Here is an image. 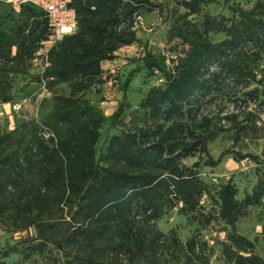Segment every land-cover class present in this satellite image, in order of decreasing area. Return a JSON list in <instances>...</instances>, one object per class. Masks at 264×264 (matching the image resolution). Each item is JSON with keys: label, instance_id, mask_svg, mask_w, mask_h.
Listing matches in <instances>:
<instances>
[{"label": "trees", "instance_id": "16d2710c", "mask_svg": "<svg viewBox=\"0 0 264 264\" xmlns=\"http://www.w3.org/2000/svg\"><path fill=\"white\" fill-rule=\"evenodd\" d=\"M168 2L160 18L159 26L167 31L160 52L155 55L147 49L142 55L146 75L159 72L162 84L148 87L141 97V123L119 124L124 104L118 106L111 121L119 131L98 152L107 117L82 94L106 82L102 62L115 60L121 47L138 43L133 21L154 5L150 0H71L77 30L51 48L50 65L42 74L44 79L67 82L68 93L55 97V105L40 123L25 122L0 133V222L16 224L15 230L34 226L36 231L7 245L3 257L25 244L31 252H43L44 234L52 228L48 220L65 205H76L74 215L79 219L66 243L82 252L65 251L68 257L57 264H135V258L162 236L149 240L139 222L158 220L164 209L179 207L202 228L218 219L235 230L249 207L264 202V159L233 149L214 159L207 149L208 140L224 131L226 123L234 130L233 143L249 128L255 130L248 124L252 113L247 111L242 120L238 112L224 114L213 128L212 118L202 114L206 104L225 96V87H230L228 97L236 106L264 104V89H259L264 80L254 71L264 59V0H255L247 9L232 6L231 16L203 12L217 0ZM0 3L19 15L12 34L0 30V62L15 63L41 80L31 60L51 33L45 12L31 4L15 12L4 0ZM178 8L183 10L179 15ZM194 15H201L198 23ZM213 35L223 37L213 40ZM251 82L256 85L239 95V87L247 88ZM3 88L0 79V103H8L13 96ZM227 154L254 159L262 165V176L241 199L238 188L227 180L216 191L217 214L203 213L201 200L212 195L199 175L200 160L215 167ZM195 155L198 159L192 165L184 164L183 159ZM256 240L236 235L231 244L223 245L225 261L264 264V254L252 251ZM170 241L179 246L176 237ZM205 243L192 236L185 247L195 253Z\"/></svg>", "mask_w": 264, "mask_h": 264}, {"label": "rangeland", "instance_id": "374dc122", "mask_svg": "<svg viewBox=\"0 0 264 264\" xmlns=\"http://www.w3.org/2000/svg\"><path fill=\"white\" fill-rule=\"evenodd\" d=\"M150 1L154 5L153 8L141 11L142 21L135 30L139 39L138 43L118 49L116 61L105 66L106 82L100 86H92L89 91L82 94L83 99L98 107L107 117L100 129L98 152L103 151L109 137L119 131L111 121V115L118 106L121 103L124 104L119 124L133 127L135 123H141L142 111L138 109V103L145 91L152 85L162 84L159 72L151 77L146 75L147 72L142 67V55L147 49L155 55L160 52L165 36H167L165 28L159 26L162 24L160 18L163 17L164 9L169 2L168 0ZM254 2L255 0H217V4L204 6L203 12L215 16H231L230 7L238 6L247 9ZM160 5L163 8L159 9ZM182 11L178 8L177 15ZM157 13L160 15L157 16ZM18 18L17 13H13L7 5L0 3V30L12 34L13 22ZM192 19L198 23L201 15H194ZM222 37V35H213L212 39L219 40ZM12 52H15V48ZM254 71L256 78L262 77L264 80V59L254 66ZM0 79L3 90L13 96L10 102L0 103V133L11 131L21 123H40L55 105V97L67 94L69 91L67 82L45 78L43 84L28 69L24 70L15 63L3 65L0 62ZM126 79H128L127 83H125ZM255 85L251 82L247 88L239 87L238 94L240 95L241 91L251 89ZM259 89L264 88L260 86ZM224 90L225 96L203 107L202 114L212 118L210 127H216L224 114L238 112L239 119L242 120L245 113L250 111L252 117L248 124L255 125L256 129L249 128L246 134L241 135L238 142L233 143L234 130L226 123L224 131L208 140L209 154L215 159L223 150L233 149L264 159V104L250 103L244 108L236 106L232 102V97H228L232 92L230 87H225ZM24 99L26 101L21 104L20 109H15L14 104ZM197 159L195 155L183 159V162L190 166ZM204 161L205 158L200 160L198 172L204 184L210 189L212 197L203 196L201 200L203 213L217 214L216 191L227 180L230 179L238 188V198L241 199L244 194L251 191L257 179L262 176V165L252 158L238 160L232 154H227L215 167L204 165ZM75 210L76 205H65L63 209L56 211L53 219L48 220L52 228L47 229L44 234L46 249L43 252H31L27 248L28 244H25L15 246L8 256L3 257L1 251L7 245H13L19 240L34 236L36 231L34 226L24 230H15L16 224L0 222V261H5L6 264H57L68 257L65 251L81 253L82 249L66 243V238L78 225L79 219L74 215ZM139 225H142L149 240L159 233L162 236L156 245H148L147 250L135 258V264H229L225 261L222 248L225 243L231 244L236 235H242L249 240L256 238L252 251L260 256L264 254V202L260 206L249 207L246 214L237 222L235 230L218 219H214L208 226L202 228L189 213L179 212V207L164 209L163 215L158 220L151 221L149 224L140 221ZM173 236L178 239L179 246L171 243L170 239ZM192 236L199 241H206L202 244V249L196 250L195 253L189 252L185 247L186 242ZM39 240H35L34 243ZM61 246L64 248L62 249Z\"/></svg>", "mask_w": 264, "mask_h": 264}, {"label": "built area", "instance_id": "2783aa9c", "mask_svg": "<svg viewBox=\"0 0 264 264\" xmlns=\"http://www.w3.org/2000/svg\"><path fill=\"white\" fill-rule=\"evenodd\" d=\"M15 12H19L22 5L31 4L45 12L51 33L47 40L43 41L35 51L31 60V67L41 76V82L45 79L42 74L50 65L49 52L52 47L62 41L63 37L77 30V18L75 10L70 6L71 0H4ZM142 21V16L137 15L133 21L132 29H137ZM161 21V19H160ZM158 21V22H160ZM26 99L14 104L15 109H20Z\"/></svg>", "mask_w": 264, "mask_h": 264}, {"label": "crops", "instance_id": "0c3cea01", "mask_svg": "<svg viewBox=\"0 0 264 264\" xmlns=\"http://www.w3.org/2000/svg\"><path fill=\"white\" fill-rule=\"evenodd\" d=\"M116 59H117V58H116ZM116 59L113 60V61H104V62H102V64H101V65H102V68L105 70V69H106L105 66H106L107 64H109V63H112V62L116 61Z\"/></svg>", "mask_w": 264, "mask_h": 264}]
</instances>
